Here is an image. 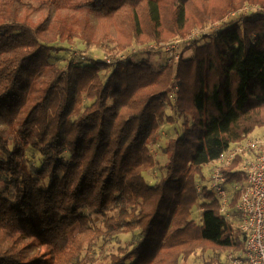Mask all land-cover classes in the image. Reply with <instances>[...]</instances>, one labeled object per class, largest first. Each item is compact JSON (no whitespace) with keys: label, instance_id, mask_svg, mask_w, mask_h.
Segmentation results:
<instances>
[{"label":"trees","instance_id":"16d2710c","mask_svg":"<svg viewBox=\"0 0 264 264\" xmlns=\"http://www.w3.org/2000/svg\"><path fill=\"white\" fill-rule=\"evenodd\" d=\"M246 3L264 6L0 0V264H183L197 250L243 251L245 235L221 212L202 167L264 127L262 14L188 39L189 56L157 67L148 57L106 58L133 43L186 37ZM75 39L88 49L108 45L111 54L52 64L63 50L57 43ZM176 116L183 130L168 136L149 184L143 173L158 164L150 146ZM28 148L39 164L27 162ZM240 161L222 168L226 182L244 180ZM240 191H231L230 207ZM124 233L125 246L97 258L99 241L102 251Z\"/></svg>","mask_w":264,"mask_h":264},{"label":"built area","instance_id":"2783aa9c","mask_svg":"<svg viewBox=\"0 0 264 264\" xmlns=\"http://www.w3.org/2000/svg\"><path fill=\"white\" fill-rule=\"evenodd\" d=\"M262 14L264 6L244 4L229 11L223 18L207 22L194 28L186 37H174L161 43H133L126 50L118 52L106 61L126 59L137 53L163 52L167 57L177 59L183 53L184 42L202 35L218 31L224 22L243 18L248 14ZM237 155H241L239 169L244 173L240 195L234 206L238 214V228L245 235L244 249L241 254L228 256L231 264H264V128L259 133L248 135L243 140L229 145L217 159L207 165L204 173L205 185L220 203L221 212L227 217L230 209L229 188L237 189L238 183L226 182L222 168L229 165ZM200 185L197 186L199 190Z\"/></svg>","mask_w":264,"mask_h":264},{"label":"rangeland","instance_id":"374dc122","mask_svg":"<svg viewBox=\"0 0 264 264\" xmlns=\"http://www.w3.org/2000/svg\"><path fill=\"white\" fill-rule=\"evenodd\" d=\"M58 46H62L60 52L52 53L50 62L57 66H64V64L69 60L73 59L75 62L79 60L81 57H87L92 56L98 60H102L104 57L110 55V50H108V45H106L103 48H86L83 44V42L80 39H75L73 43L67 44V43H57ZM191 53V48L186 49L184 52L183 48V56L187 57ZM167 53L163 52H146V53H137L131 56L132 59H138L142 57H148L153 65L157 67L160 63H162L165 58L167 57ZM40 80H43L47 76L46 71H42L40 73ZM35 100V99H34ZM33 101V99H32ZM31 101V102H32ZM171 113L170 110H167V114L169 115ZM175 122H169L167 120H164L161 124L160 133L161 137L159 142L156 145L150 146V149L152 150L155 159L158 161V164L154 168V170H150L143 173V176L147 183L153 184L159 177V164H162L165 161V156L162 152V148L165 145V141L167 140L168 136L175 137L179 133L182 132L183 126H182V119L181 117H174ZM262 131V130H261ZM259 131V132H261ZM25 158L28 163L30 164H39L40 156L37 150L33 148H28L25 150ZM213 161L205 164L203 168V172H207V165H210ZM244 181V180H243ZM243 181L238 183L237 189H239ZM234 190L233 188H229V191ZM228 220L232 223L233 226L238 227V214L234 207H230V209L226 212ZM199 216H200V208L197 205L193 209L192 217L197 222H199ZM78 231V226H76L73 230V234H76ZM131 239V233H124L121 234L117 239L114 241H111L109 243L103 244L102 251H100V245L102 244L101 241L98 242L96 245V253L95 255L97 258L102 259L103 256H108L112 253L117 252L118 246H125L126 242ZM242 253V252H241ZM239 253V254H241ZM238 255V253H233V251L228 250H197L195 251L183 264H231V259L228 256H234ZM182 264V263H179Z\"/></svg>","mask_w":264,"mask_h":264},{"label":"crops","instance_id":"0c3cea01","mask_svg":"<svg viewBox=\"0 0 264 264\" xmlns=\"http://www.w3.org/2000/svg\"><path fill=\"white\" fill-rule=\"evenodd\" d=\"M264 127L261 128H256L250 135L254 134V133H259V131H261Z\"/></svg>","mask_w":264,"mask_h":264}]
</instances>
